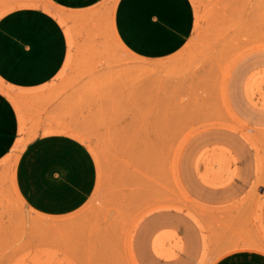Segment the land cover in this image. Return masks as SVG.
Listing matches in <instances>:
<instances>
[{
  "label": "rangeland",
  "instance_id": "rangeland-1",
  "mask_svg": "<svg viewBox=\"0 0 264 264\" xmlns=\"http://www.w3.org/2000/svg\"><path fill=\"white\" fill-rule=\"evenodd\" d=\"M114 1L62 13L44 0H0V16L51 14L68 47L56 76L23 92L18 139L0 160V264L264 256V0H190V37L156 61L119 46ZM0 92L10 94L1 82ZM49 134L80 142L95 169L86 202L61 217L30 209L15 182L21 150Z\"/></svg>",
  "mask_w": 264,
  "mask_h": 264
},
{
  "label": "crops",
  "instance_id": "crops-1",
  "mask_svg": "<svg viewBox=\"0 0 264 264\" xmlns=\"http://www.w3.org/2000/svg\"><path fill=\"white\" fill-rule=\"evenodd\" d=\"M44 1L58 12L80 13L104 0ZM193 23L190 0H115L111 13L117 43L142 61L177 53L190 37ZM67 52L64 28L42 9L15 7L0 16V82L10 90L9 96L0 92V160L18 139L23 92L47 85L64 65ZM15 182L30 209L47 217H61L86 202L94 188L95 169L80 142L49 134L36 137L21 150ZM262 263L264 256L237 252L214 264Z\"/></svg>",
  "mask_w": 264,
  "mask_h": 264
}]
</instances>
